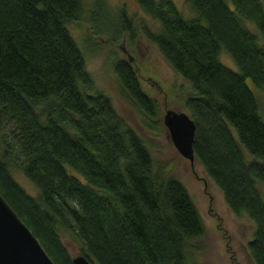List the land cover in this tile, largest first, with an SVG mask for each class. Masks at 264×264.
<instances>
[{
	"label": "trees",
	"instance_id": "obj_1",
	"mask_svg": "<svg viewBox=\"0 0 264 264\" xmlns=\"http://www.w3.org/2000/svg\"><path fill=\"white\" fill-rule=\"evenodd\" d=\"M132 1L155 22L144 23L145 38L190 84L183 106L195 125L194 159L231 213L252 221L247 249L264 264V199L255 185H264V121L245 82L264 93V42L243 23L262 32L264 8L259 0H185L196 14L185 18L172 0ZM80 13L81 0H0V194L54 264H72L62 231L91 264H191L204 230L198 211L109 97L90 91L66 29ZM117 21L129 26L124 9ZM221 48L237 71L218 60ZM113 70L131 104L155 118L130 61L115 58Z\"/></svg>",
	"mask_w": 264,
	"mask_h": 264
},
{
	"label": "rangeland",
	"instance_id": "obj_2",
	"mask_svg": "<svg viewBox=\"0 0 264 264\" xmlns=\"http://www.w3.org/2000/svg\"><path fill=\"white\" fill-rule=\"evenodd\" d=\"M172 1L183 17H196L185 0ZM259 1L264 8V0ZM122 9L130 19L127 28L118 25V13ZM153 22L132 0H103V3L101 0H81L80 19L67 24L66 29L83 55L85 70L92 80L90 91L109 97L115 111L143 139L152 158L156 162H167L168 172L180 180L191 197L204 227L202 236L192 242L198 250L191 251V264H254L247 249V242L252 237V221L243 213H231L200 163L196 159L190 163L176 151L162 124L166 109H179L188 114L183 99L192 90L189 82L174 71L156 46L145 38L144 23L148 26ZM243 23L260 44L264 42V30L259 32L246 20ZM115 58L130 61L140 87L156 103L155 118L148 117L131 104L114 73ZM218 60L230 69L238 70L223 48ZM245 82L256 96L258 112L264 121V93L249 78ZM153 120L157 124L151 127ZM243 153L246 159L253 158L246 151ZM68 171L72 173L71 169ZM10 172L26 192H35L34 186L18 169ZM255 185L264 199L263 183L255 180ZM59 235L68 254H76L77 244L70 235L63 231Z\"/></svg>",
	"mask_w": 264,
	"mask_h": 264
},
{
	"label": "water",
	"instance_id": "obj_3",
	"mask_svg": "<svg viewBox=\"0 0 264 264\" xmlns=\"http://www.w3.org/2000/svg\"><path fill=\"white\" fill-rule=\"evenodd\" d=\"M162 124L176 151L192 162V140L195 125L189 115L179 109H166ZM72 264H91L81 254L71 255ZM0 264H54L37 238L20 220L0 194Z\"/></svg>",
	"mask_w": 264,
	"mask_h": 264
},
{
	"label": "bare ground",
	"instance_id": "obj_4",
	"mask_svg": "<svg viewBox=\"0 0 264 264\" xmlns=\"http://www.w3.org/2000/svg\"><path fill=\"white\" fill-rule=\"evenodd\" d=\"M189 161V160H188ZM190 163H192V162H190Z\"/></svg>",
	"mask_w": 264,
	"mask_h": 264
}]
</instances>
